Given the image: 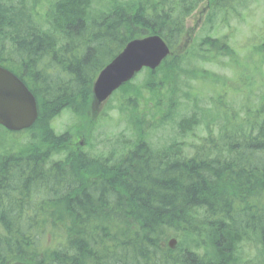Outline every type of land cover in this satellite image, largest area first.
I'll return each mask as SVG.
<instances>
[{
    "label": "trees",
    "instance_id": "obj_1",
    "mask_svg": "<svg viewBox=\"0 0 264 264\" xmlns=\"http://www.w3.org/2000/svg\"><path fill=\"white\" fill-rule=\"evenodd\" d=\"M9 1L0 0V66L36 100L30 130L41 126L24 145L10 138L14 151H0V264H255L252 249L256 264H264V97L253 110L247 104L245 90L256 86L247 84L252 76L243 75L237 87L205 69L187 73L185 58L195 50L183 51V19L198 0L172 6L167 0H101L95 11L90 0H58L37 26L31 17L20 20ZM233 2L217 0L214 9ZM155 34L171 56L118 90L120 111L133 116L147 108L163 122L184 99L195 111L178 122L179 136L199 126L206 135L189 155L177 143L151 148L141 130L114 161L72 152L68 144L81 134L89 139L98 72L128 41ZM223 41L204 39L197 48L208 55L203 58L217 50V57L237 63L239 53ZM248 52L241 69L251 64L249 74L261 76L264 37ZM230 93L243 94L239 108ZM208 94L211 106L198 104ZM64 111L77 120L74 136L52 128ZM171 238L174 249L167 246Z\"/></svg>",
    "mask_w": 264,
    "mask_h": 264
},
{
    "label": "rangeland",
    "instance_id": "obj_2",
    "mask_svg": "<svg viewBox=\"0 0 264 264\" xmlns=\"http://www.w3.org/2000/svg\"><path fill=\"white\" fill-rule=\"evenodd\" d=\"M57 1L58 0H39V2H42L40 5L42 10L39 6L35 7V5L32 6L29 3L23 5L20 0H10L7 3V7H11V10L14 12H21L18 16L20 20L24 17H31L34 24L37 26L38 23H42L43 19H45V17H42L43 13L44 15L50 14L54 10V5ZM90 1L91 10H97L101 0ZM167 1L172 6L174 2L178 0ZM205 5V0L196 1L189 14L183 19L184 29L186 27L185 32L190 29L189 33L187 35L185 33L183 37L185 39V41L184 39L182 41L183 51H189L190 49L192 51L195 50L192 54V58H185V65L183 66L187 73H192L195 69H205L206 71L211 72L210 75L215 74L217 77L229 78L231 80L229 84L230 86H242L241 77L243 75L252 76L254 81H248L247 84L254 83L256 86L250 87L249 90L248 88L244 89H246L245 93H247L249 97L247 104L253 110L254 106H258L264 97V63L261 66L262 75L257 76L252 73L253 71L249 74V71L246 70L251 69V64H249V68L242 70L239 62L243 63V59L249 53L248 50L251 49V47L260 44L262 37H264V0H234L231 7L229 6L227 9L215 11L214 8H211L207 13L203 14L202 23L199 24V22H197V18L200 17L198 13L202 9H205ZM23 7H26L24 12L21 10ZM5 11L7 14L5 16L10 17L11 12L9 9H6ZM36 11L38 14L41 13V17L37 16ZM79 14L83 20V13L80 11ZM33 15L35 18L32 17ZM65 16L68 15L66 14ZM38 17L39 20H37ZM94 27L95 26L92 28ZM56 29L57 31L62 29L60 23L56 24ZM217 38H223L225 41L223 42L226 43L229 48L239 53L237 63L227 61V56L217 57V50L214 51L215 57L203 58V55H208L199 52L197 48L198 45L204 39ZM3 44L6 49L11 46L9 41H5ZM208 45L209 42L207 41L206 46L203 49H206ZM177 52H180V47L177 48ZM0 61L2 63V60ZM248 63L251 62L249 61ZM144 72L145 71L143 70L135 76L132 83L137 84L144 76ZM190 84L194 85V83ZM219 87L220 86H217V90ZM185 88L181 87L180 90L184 91ZM121 95V92H115L102 105L99 114L93 121H91V115H89L90 127L87 129V135L89 137L88 144L86 146L82 145L83 148L79 150L77 154L82 152L92 158H109L112 161L117 160L127 148L133 144V142H136L138 137L137 133L141 130V140L147 142L151 148L155 149L177 143L178 147L181 149V153L189 155L188 151L192 149V146L199 144V140L206 135L205 129L199 126L192 135L185 138L179 136L177 131L178 122L182 118L190 116L195 111V106L192 107V105L184 99L180 101L181 104H179V108H177L172 117L167 121L161 122L159 117L153 118L148 112H145L147 108L141 113L134 114L142 120V125H138L134 122V115L131 116L130 113L127 114V112L120 111L119 98ZM210 95L211 94H208L206 97L198 99V104L206 107L211 106L207 100V97H210ZM230 98L235 102L237 108H239V105L243 102V94L235 96L233 93H230ZM75 119L76 118L69 111L62 112L61 115L52 121V128L55 134L59 135L66 132L71 136H74V123L77 122ZM78 124H80V122ZM81 125L86 126L83 123ZM39 127H36L33 130H28L24 134L5 133L0 129V151H5L9 147H12L10 150L14 151L15 144L18 147L24 145V143L29 141V139L32 138V135L36 133L35 129ZM10 138L17 139V141L13 140L15 144L10 141ZM80 147L81 146H79V148ZM170 158L174 159L175 157L172 156ZM54 161H58V158H54ZM255 253L256 250L252 249L250 251L249 259L252 258L256 264L258 259L253 256Z\"/></svg>",
    "mask_w": 264,
    "mask_h": 264
},
{
    "label": "water",
    "instance_id": "obj_3",
    "mask_svg": "<svg viewBox=\"0 0 264 264\" xmlns=\"http://www.w3.org/2000/svg\"><path fill=\"white\" fill-rule=\"evenodd\" d=\"M168 55L167 45L157 35L129 41L97 75L92 88L93 109L142 68L154 70ZM36 118L34 97L17 77L0 67V126L22 131L31 127ZM168 246L173 249L175 240H170Z\"/></svg>",
    "mask_w": 264,
    "mask_h": 264
},
{
    "label": "flooded vegetation",
    "instance_id": "obj_4",
    "mask_svg": "<svg viewBox=\"0 0 264 264\" xmlns=\"http://www.w3.org/2000/svg\"><path fill=\"white\" fill-rule=\"evenodd\" d=\"M206 5L204 6L205 9L201 10L198 14H199V18H197V22L201 23L202 19H203V14L207 13L209 11V8L211 7V5H216L217 4V0H205ZM190 29L187 30L186 35L189 33ZM81 143V142H80ZM69 147L72 149V151L77 154L79 152L78 149V144L77 143H73V144H68Z\"/></svg>",
    "mask_w": 264,
    "mask_h": 264
},
{
    "label": "bare ground",
    "instance_id": "obj_5",
    "mask_svg": "<svg viewBox=\"0 0 264 264\" xmlns=\"http://www.w3.org/2000/svg\"><path fill=\"white\" fill-rule=\"evenodd\" d=\"M171 239H174V238H171ZM169 249H172V248H169Z\"/></svg>",
    "mask_w": 264,
    "mask_h": 264
}]
</instances>
